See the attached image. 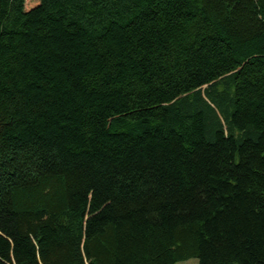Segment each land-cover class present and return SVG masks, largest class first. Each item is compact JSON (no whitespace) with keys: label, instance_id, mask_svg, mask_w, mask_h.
Returning a JSON list of instances; mask_svg holds the SVG:
<instances>
[{"label":"trees","instance_id":"16d2710c","mask_svg":"<svg viewBox=\"0 0 264 264\" xmlns=\"http://www.w3.org/2000/svg\"><path fill=\"white\" fill-rule=\"evenodd\" d=\"M264 264V0H0V264Z\"/></svg>","mask_w":264,"mask_h":264},{"label":"rangeland","instance_id":"374dc122","mask_svg":"<svg viewBox=\"0 0 264 264\" xmlns=\"http://www.w3.org/2000/svg\"><path fill=\"white\" fill-rule=\"evenodd\" d=\"M176 264H199V262L197 258H189L187 260L180 261Z\"/></svg>","mask_w":264,"mask_h":264}]
</instances>
